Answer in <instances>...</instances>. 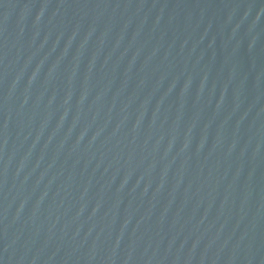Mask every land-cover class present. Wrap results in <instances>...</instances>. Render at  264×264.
I'll use <instances>...</instances> for the list:
<instances>
[{"label": "water", "instance_id": "water-1", "mask_svg": "<svg viewBox=\"0 0 264 264\" xmlns=\"http://www.w3.org/2000/svg\"><path fill=\"white\" fill-rule=\"evenodd\" d=\"M0 264H264V0H0Z\"/></svg>", "mask_w": 264, "mask_h": 264}]
</instances>
